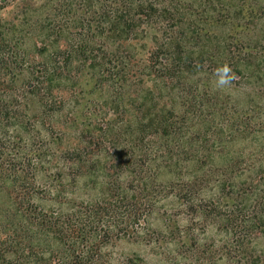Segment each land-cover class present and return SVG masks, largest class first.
Segmentation results:
<instances>
[{"label":"trees","instance_id":"16d2710c","mask_svg":"<svg viewBox=\"0 0 264 264\" xmlns=\"http://www.w3.org/2000/svg\"><path fill=\"white\" fill-rule=\"evenodd\" d=\"M189 2L0 0V264H112L161 200L189 220L182 239L218 226L227 264H264L251 242L264 238V159L214 166L189 147L192 104L225 67L264 131V0ZM130 106L142 115L125 118ZM237 167L246 196L222 177Z\"/></svg>","mask_w":264,"mask_h":264},{"label":"rangeland","instance_id":"374dc122","mask_svg":"<svg viewBox=\"0 0 264 264\" xmlns=\"http://www.w3.org/2000/svg\"><path fill=\"white\" fill-rule=\"evenodd\" d=\"M202 1L190 0L189 4L196 9L195 5H199L200 8ZM218 79V76H214L207 82L206 90L211 94L207 97L208 100L205 99L201 105L196 107L192 104L193 120L189 126L201 129V132H193L192 135H196L198 143L189 145L190 152L191 154L201 152L202 156L210 153V159L207 160L210 165L221 166L235 160L239 161V169L247 168L249 170L258 166L264 159V131L258 127L260 122L256 114L245 116V112L251 111L247 107H254V103L247 104L241 87L233 85L231 82L224 87H219ZM200 87L205 88L204 85H200ZM79 92L82 96L84 90L79 89ZM241 102L246 105L245 109L241 108ZM257 103L255 102V105ZM262 105L264 106V103ZM134 107L142 108L140 103ZM134 107L130 106L127 109L129 112L126 110L125 118L140 116L142 110L136 111ZM182 126H185L184 123ZM189 134L191 135V133ZM159 144L162 145V142L153 143L152 149H156ZM238 167L236 171H228L222 177L247 187L243 189L244 193L235 191L240 196H246L247 190H254L248 188L250 186L248 182H252V179L248 180L251 177L248 172L242 176L243 172L238 170ZM172 179L169 174L158 177L159 182L165 185ZM43 186H45V182L39 176L35 183V189ZM231 191L229 190V192ZM161 201L155 211H151L147 225L142 231L143 235L138 241L122 240L114 244L112 264H227L221 252L223 237L217 235L215 231L218 226L211 228L204 222L198 223L195 234L188 240L182 239L179 227L188 225L189 220L181 216V211L176 210V205L171 200ZM48 205L50 204L42 203V207ZM239 209V203H236L235 211H239ZM256 214L257 211H251L239 219L252 220L251 218H255ZM227 215L231 216V211H227ZM212 230L215 231L214 237H211ZM251 242L264 244V238L253 236Z\"/></svg>","mask_w":264,"mask_h":264},{"label":"clouds","instance_id":"9594fccd","mask_svg":"<svg viewBox=\"0 0 264 264\" xmlns=\"http://www.w3.org/2000/svg\"><path fill=\"white\" fill-rule=\"evenodd\" d=\"M221 72L224 73L225 75H221L217 81V84L219 87H224L227 83H229V79L225 78L226 74H228L230 72V70L225 67L223 69H221Z\"/></svg>","mask_w":264,"mask_h":264}]
</instances>
